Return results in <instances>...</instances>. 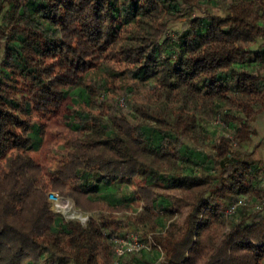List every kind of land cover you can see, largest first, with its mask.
I'll return each instance as SVG.
<instances>
[{"label": "trees", "instance_id": "obj_1", "mask_svg": "<svg viewBox=\"0 0 264 264\" xmlns=\"http://www.w3.org/2000/svg\"><path fill=\"white\" fill-rule=\"evenodd\" d=\"M216 3L0 0V264H264V161L246 160L264 112V0L193 16ZM115 79L140 97L108 113ZM57 110L68 135L39 161L34 115ZM136 180L120 198L102 190ZM124 224L146 248L118 257Z\"/></svg>", "mask_w": 264, "mask_h": 264}, {"label": "rangeland", "instance_id": "obj_2", "mask_svg": "<svg viewBox=\"0 0 264 264\" xmlns=\"http://www.w3.org/2000/svg\"><path fill=\"white\" fill-rule=\"evenodd\" d=\"M230 4V0H217V3L205 8V12L197 10L193 13V16H200L204 15L205 13L209 14H215V15H223L224 12L227 10V7ZM186 19H180L176 22H173L170 25V29L168 31V35H172V37L175 36V33L173 31L181 29L184 27ZM4 59V51H0V68L2 65V61ZM118 67V66H117ZM119 69V67H118ZM119 71H124V68L121 67ZM124 80V79H115V83L113 84L114 91H111L108 95V102L110 105L105 106L104 110L108 113L113 112L117 107V102H119V107L122 108L124 111H127V99H129L131 102H134L136 99L138 101L137 94H135L136 99L132 96H126L125 95V86H132L134 85V82ZM143 90V89H141ZM144 92V91H141ZM135 93H138V91H135ZM142 96V95H141ZM114 101V102H113ZM68 116L65 114L64 111L57 110L55 113H46L44 115L42 114H35L34 119L36 121H39L40 123L45 125L46 131H45V138H44V144L42 147V150L40 151L39 155L37 156L39 161H43L46 157H56L58 152L62 149L64 139L68 135V128L66 126V118ZM218 121H220L218 119ZM218 121L216 120V124H218ZM221 122V121H220ZM252 127L256 131V135L253 138V141L251 142L250 146H248L249 154L246 157V160L249 162H258L262 163L264 161V112L260 113L252 122ZM221 132V131H220ZM210 135L208 136V138ZM137 184H141V181L136 180V182L132 183L130 186L124 182V181H117L115 184L112 185H102V190H105V188H108L112 192V196L116 198H120L123 192H132ZM120 187V188H119ZM142 204L139 205L138 211L141 210ZM259 210L258 207H255L253 205L250 206L249 211H255ZM80 211V210H79ZM78 210L73 208V206L65 207L63 212H61L67 219H77V213ZM124 221L125 218H122ZM125 223V222H124ZM125 225V224H124ZM124 232L119 231L116 234H124L126 233L129 236L133 237H143L144 236V230L141 228L135 227L133 225H125ZM125 234V235H126Z\"/></svg>", "mask_w": 264, "mask_h": 264}, {"label": "built area", "instance_id": "obj_3", "mask_svg": "<svg viewBox=\"0 0 264 264\" xmlns=\"http://www.w3.org/2000/svg\"><path fill=\"white\" fill-rule=\"evenodd\" d=\"M48 198L51 203V208L53 210L63 212L65 207H68L69 205L73 206V208L78 210L70 200L63 199L59 197V195L56 193H49ZM59 201H62L63 204H61ZM76 214H77L76 220H79L83 224H85L90 217V214L79 210ZM115 243H116V253L118 257L123 256L127 252H139L146 248V245L141 243L138 240V237H133V236L130 237V239L115 237Z\"/></svg>", "mask_w": 264, "mask_h": 264}, {"label": "bare ground", "instance_id": "obj_4", "mask_svg": "<svg viewBox=\"0 0 264 264\" xmlns=\"http://www.w3.org/2000/svg\"><path fill=\"white\" fill-rule=\"evenodd\" d=\"M61 204H63V202L62 201H59Z\"/></svg>", "mask_w": 264, "mask_h": 264}]
</instances>
